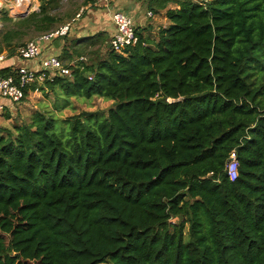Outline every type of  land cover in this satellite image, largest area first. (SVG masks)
I'll use <instances>...</instances> for the list:
<instances>
[{"label":"trees","instance_id":"obj_1","mask_svg":"<svg viewBox=\"0 0 264 264\" xmlns=\"http://www.w3.org/2000/svg\"><path fill=\"white\" fill-rule=\"evenodd\" d=\"M39 1L3 10L0 52L99 0ZM146 2L157 38L69 32L71 75L40 86L54 108L0 126V264H264V0ZM95 95L114 105L58 113Z\"/></svg>","mask_w":264,"mask_h":264},{"label":"built area","instance_id":"obj_2","mask_svg":"<svg viewBox=\"0 0 264 264\" xmlns=\"http://www.w3.org/2000/svg\"><path fill=\"white\" fill-rule=\"evenodd\" d=\"M8 5V9L14 16L19 13H31L39 9V0H0V15L4 5ZM23 8V9H22ZM82 7L71 22L62 24L58 28L43 33L42 35L30 40L24 45L17 48V56L21 59V64L13 66L11 73L7 76L0 74V99H8L9 103L0 101V112L5 111L11 103L25 100L30 92L40 91L47 78L53 75H71L72 69L67 65L59 55H44V49L48 48L56 39L66 36L73 23L78 20L84 12ZM149 16H153L152 10L148 11ZM112 21L115 25V32L109 41V47L115 51H122L126 46L135 45L139 42V32L133 16L124 9H116L112 14ZM5 59L4 54H0V62ZM85 56L74 60L73 63L85 60ZM28 60H34L35 65H29ZM49 72V74H47ZM49 75V76H48ZM35 85L36 88L32 89ZM27 91L29 93H27ZM228 174L231 179L238 176V158L235 151L231 152L229 162L227 164Z\"/></svg>","mask_w":264,"mask_h":264},{"label":"rangeland","instance_id":"obj_3","mask_svg":"<svg viewBox=\"0 0 264 264\" xmlns=\"http://www.w3.org/2000/svg\"><path fill=\"white\" fill-rule=\"evenodd\" d=\"M3 10H6L9 16L13 15L11 11L8 9V5L6 4L4 5L3 9L1 10V13L3 12ZM1 16L2 14L0 15V45L3 44L2 41L3 31H1V28H3V22L1 20ZM18 16H23V15L22 13H19L18 15L17 13H15L14 16L12 17H18ZM146 19L149 22L151 21L154 22L153 18L147 17ZM149 36L153 37L155 36V33L150 32ZM108 49H109L108 47H105L103 49L104 50L103 54H105ZM60 51H61L60 48L49 47L44 49V55H49V54L56 55L59 54ZM8 53L9 52L6 49L0 52V54H4L5 56V59L2 62H0V65H6L7 63H9L8 59L12 57H10ZM13 57L14 59L11 61V63L14 66H17L22 63L21 59L17 56V53ZM27 63L29 65H35L34 60H28ZM0 101L5 103L10 102V100L4 98H1ZM54 101H55V96L51 92L48 94H46L42 90L38 92H30L25 100L11 103L9 107L5 108V111L0 112V126H6L12 128L16 123L22 124L28 122L31 120V116L38 109L42 107L54 108ZM70 101H71V105L68 108L64 109L62 112H58L62 118H70L72 116H78L83 112H102L104 110L105 111L108 110L111 106L114 105V101L112 99H106L97 95L93 96L92 98L72 97ZM7 114H10L9 117L7 116Z\"/></svg>","mask_w":264,"mask_h":264},{"label":"crops","instance_id":"obj_4","mask_svg":"<svg viewBox=\"0 0 264 264\" xmlns=\"http://www.w3.org/2000/svg\"><path fill=\"white\" fill-rule=\"evenodd\" d=\"M96 6L97 8L86 7L85 13L73 23L69 34L70 36L81 38L98 31H106L111 37L116 29L112 21V14L116 9H124L130 13L135 18L139 33H144L145 36L151 39L157 38L158 30L169 24V20L164 13H154L153 16L148 15L149 9H147L146 0H99ZM147 17L153 18L154 22L147 21ZM150 32L155 33V36H149ZM66 42L67 40L62 38L59 39L58 45H56L54 41L49 47L60 48V53L56 54L60 55ZM68 44L70 43L68 42ZM13 59L14 57L8 59L9 63L0 65V68L14 66L11 63Z\"/></svg>","mask_w":264,"mask_h":264},{"label":"water","instance_id":"obj_5","mask_svg":"<svg viewBox=\"0 0 264 264\" xmlns=\"http://www.w3.org/2000/svg\"><path fill=\"white\" fill-rule=\"evenodd\" d=\"M28 14H29V13L26 12L24 15H28ZM55 42H56L55 44L58 45V43H59V39H56Z\"/></svg>","mask_w":264,"mask_h":264}]
</instances>
